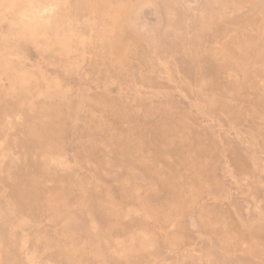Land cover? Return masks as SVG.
Here are the masks:
<instances>
[{"label":"rangeland","instance_id":"1","mask_svg":"<svg viewBox=\"0 0 264 264\" xmlns=\"http://www.w3.org/2000/svg\"><path fill=\"white\" fill-rule=\"evenodd\" d=\"M0 264H264V0H0Z\"/></svg>","mask_w":264,"mask_h":264}]
</instances>
